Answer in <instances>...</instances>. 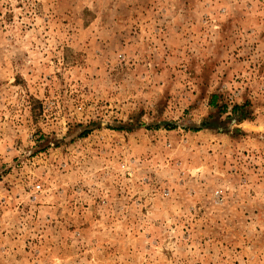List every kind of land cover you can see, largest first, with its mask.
Returning <instances> with one entry per match:
<instances>
[{
	"label": "rangeland",
	"instance_id": "1",
	"mask_svg": "<svg viewBox=\"0 0 264 264\" xmlns=\"http://www.w3.org/2000/svg\"><path fill=\"white\" fill-rule=\"evenodd\" d=\"M0 264H264V0H0Z\"/></svg>",
	"mask_w": 264,
	"mask_h": 264
},
{
	"label": "trees",
	"instance_id": "2",
	"mask_svg": "<svg viewBox=\"0 0 264 264\" xmlns=\"http://www.w3.org/2000/svg\"><path fill=\"white\" fill-rule=\"evenodd\" d=\"M210 103H212V105H214L215 104V95L214 94H212V96H211V99H210ZM237 105H234L233 107H232V111L233 112H237Z\"/></svg>",
	"mask_w": 264,
	"mask_h": 264
},
{
	"label": "built area",
	"instance_id": "3",
	"mask_svg": "<svg viewBox=\"0 0 264 264\" xmlns=\"http://www.w3.org/2000/svg\"><path fill=\"white\" fill-rule=\"evenodd\" d=\"M40 185L39 184H36V187H39Z\"/></svg>",
	"mask_w": 264,
	"mask_h": 264
}]
</instances>
